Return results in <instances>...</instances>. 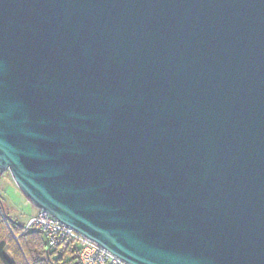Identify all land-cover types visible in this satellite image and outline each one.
<instances>
[{
	"label": "water",
	"instance_id": "95a60500",
	"mask_svg": "<svg viewBox=\"0 0 264 264\" xmlns=\"http://www.w3.org/2000/svg\"><path fill=\"white\" fill-rule=\"evenodd\" d=\"M125 264H264V0H0V176Z\"/></svg>",
	"mask_w": 264,
	"mask_h": 264
},
{
	"label": "trees",
	"instance_id": "16d2710c",
	"mask_svg": "<svg viewBox=\"0 0 264 264\" xmlns=\"http://www.w3.org/2000/svg\"><path fill=\"white\" fill-rule=\"evenodd\" d=\"M76 258L69 244L49 247L44 234L26 230L0 205V264H75Z\"/></svg>",
	"mask_w": 264,
	"mask_h": 264
},
{
	"label": "built area",
	"instance_id": "2783aa9c",
	"mask_svg": "<svg viewBox=\"0 0 264 264\" xmlns=\"http://www.w3.org/2000/svg\"><path fill=\"white\" fill-rule=\"evenodd\" d=\"M25 229L36 230L44 234L47 244L51 248L58 247L61 244H69L77 252L75 264H125L42 211H37L28 220Z\"/></svg>",
	"mask_w": 264,
	"mask_h": 264
},
{
	"label": "rangeland",
	"instance_id": "374dc122",
	"mask_svg": "<svg viewBox=\"0 0 264 264\" xmlns=\"http://www.w3.org/2000/svg\"><path fill=\"white\" fill-rule=\"evenodd\" d=\"M0 202L8 217L16 219L15 221L22 226L27 224V217L35 209L21 195L8 173L0 176Z\"/></svg>",
	"mask_w": 264,
	"mask_h": 264
},
{
	"label": "crops",
	"instance_id": "0c3cea01",
	"mask_svg": "<svg viewBox=\"0 0 264 264\" xmlns=\"http://www.w3.org/2000/svg\"><path fill=\"white\" fill-rule=\"evenodd\" d=\"M2 206H3V205H2ZM36 212H37L36 209H34L33 212H30L29 216L27 217L26 223H27V221H28L31 217H33V216L35 215ZM10 219H11V218H10ZM15 220H16V219H15ZM17 222H18V221H17Z\"/></svg>",
	"mask_w": 264,
	"mask_h": 264
}]
</instances>
